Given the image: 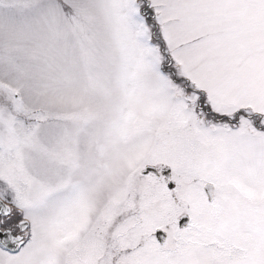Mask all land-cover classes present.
<instances>
[{
	"label": "snow or ice",
	"instance_id": "1",
	"mask_svg": "<svg viewBox=\"0 0 264 264\" xmlns=\"http://www.w3.org/2000/svg\"><path fill=\"white\" fill-rule=\"evenodd\" d=\"M0 264H264V0H0Z\"/></svg>",
	"mask_w": 264,
	"mask_h": 264
}]
</instances>
